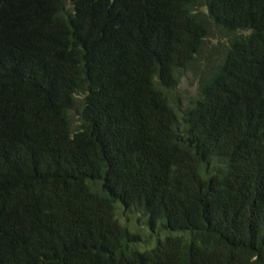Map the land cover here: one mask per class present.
I'll list each match as a JSON object with an SVG mask.
<instances>
[{
	"label": "trees",
	"instance_id": "16d2710c",
	"mask_svg": "<svg viewBox=\"0 0 264 264\" xmlns=\"http://www.w3.org/2000/svg\"><path fill=\"white\" fill-rule=\"evenodd\" d=\"M0 264H264V0H0Z\"/></svg>",
	"mask_w": 264,
	"mask_h": 264
},
{
	"label": "rangeland",
	"instance_id": "374dc122",
	"mask_svg": "<svg viewBox=\"0 0 264 264\" xmlns=\"http://www.w3.org/2000/svg\"><path fill=\"white\" fill-rule=\"evenodd\" d=\"M187 76H185L184 79H182L181 84L178 88V93L182 94V96L184 97H188L190 96L194 90H195V81L192 77L189 76V74H186ZM120 222L124 225L127 226L129 229V232L134 233L135 231H139L136 232V234H139L142 238H147V243L146 245L143 246V248H153L156 245L157 240H164L167 237H171V236H175V233H171V232H167L164 231L163 235H161V233H156L155 235L153 234L154 232H150V230L148 229V227H145V219L144 218H139L136 215L133 214H121L120 216ZM154 238H152V237ZM140 244L138 246V249L140 250H144L141 248ZM150 248V249H151Z\"/></svg>",
	"mask_w": 264,
	"mask_h": 264
}]
</instances>
